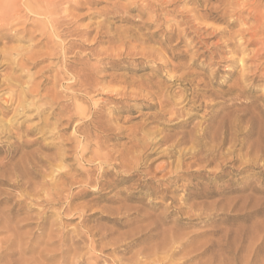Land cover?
I'll use <instances>...</instances> for the list:
<instances>
[{"label": "rangeland", "instance_id": "374dc122", "mask_svg": "<svg viewBox=\"0 0 264 264\" xmlns=\"http://www.w3.org/2000/svg\"><path fill=\"white\" fill-rule=\"evenodd\" d=\"M15 1L0 0V245L14 238L20 239L22 247L20 251L19 247L2 245L0 264H21L22 256L27 260L38 259L41 264H59L61 258L57 250L62 245L71 247L72 240H78L77 231L108 230L107 242L126 238L136 226L146 225L147 222L139 217L162 214L168 207L165 212L170 217L167 228H176L184 244L175 250L172 259L162 264H264V51L259 52L260 33L250 46L239 42V31L244 20H249V14H252V21L247 20V27L252 25V31L257 27L254 16H264V0H240L241 6H234L239 11L230 10L228 0H151L153 7L144 16L142 9L148 4L144 0H76L77 4L71 2L69 7L61 4V0L54 3L48 0L54 5L59 1L55 10L53 4L48 5L51 8L47 10L53 12V16L48 14V17L35 11L36 4L32 0L30 5H26L28 0ZM113 13L118 14L114 16ZM151 16L157 19L156 25L151 23ZM146 21L152 26H145ZM102 22L106 23L105 29L96 38V28ZM85 30L91 34L82 38ZM126 30L153 38L152 48H157V42L165 35H176L165 49L171 54L170 48H174V54L179 56L174 64L182 67L180 71H170L167 77L187 75L188 80L194 81L191 86L182 87L190 104L198 106L201 102L197 96L202 101V95L207 92V104L218 103L215 110L227 116V129L234 130L229 135H206L209 139L206 146L202 145L204 151L223 138V145L218 147L212 162L198 161L199 155L192 157L186 152L183 168L177 169L179 156L169 159L166 154L171 142L157 146L153 150L155 155L139 172L129 174L122 168L114 169L106 161L91 163L94 145L86 150L78 148V142L83 140L82 130L78 132L76 127L84 117L80 110L98 112L104 121L112 120L115 130L94 129L96 135L93 136L101 139L104 149L118 152L127 142V131L143 122V116L158 112V109L143 107L151 100H135L130 95L106 92L86 94L72 84L74 70L80 63L103 67L117 60L105 55L94 56L93 51L105 53L120 48L118 44H111L108 37ZM261 31L262 37L264 29ZM152 33L155 36H150ZM185 34L187 38L181 43L179 35L185 37ZM248 39L249 36L246 40L251 42ZM70 46L74 52L68 50ZM126 54L119 58L122 59L118 61L119 67L99 74V77L106 75L102 80L106 87H127V84L110 85V76L132 81L155 73L147 58ZM174 80H166V86L173 87L172 97L180 95L176 85L181 82L174 83ZM130 90L148 92L141 87ZM205 105L200 110H192L189 105L185 112L192 116L185 115L173 123L168 122L167 116L160 128L175 139L182 137L176 134L189 132L203 120L207 111ZM216 117V113L211 119L208 116L206 124ZM129 118L132 121L126 122ZM176 123L186 127L177 128ZM90 128V125L83 127ZM185 136L188 139L196 137ZM215 137L218 139L212 141ZM192 148L188 145L187 150ZM117 155L115 153L114 157ZM174 161L173 167L168 165ZM190 164L194 165L189 169ZM147 171L150 175L144 174ZM87 172L94 181H99L96 189L94 185L83 183L86 176L81 173ZM61 174L74 178H60ZM54 182L72 184L67 186V195H79L72 205L86 210L83 217L76 215L70 219V215L59 214L66 203L55 208L36 199L45 197L43 188ZM166 184H171L174 192H167ZM165 195L169 198L164 199ZM127 197L142 198L141 202L128 203L142 210L137 214L139 217L133 216L131 222L120 228L107 218L120 222L123 216L118 217L114 211L123 207L122 200ZM172 197L181 202H173ZM150 202L162 205L148 208ZM179 208L185 215L177 214ZM8 222L11 231H15L13 235L7 229ZM121 222L127 223L126 220ZM90 240L98 243L99 236ZM131 240L108 247L111 251L103 252L102 247L91 249L94 258L85 264H130V259L139 251L153 246L145 241L129 250L133 245ZM88 243L77 247L84 246L81 252L86 253L90 249ZM73 252L67 257L73 256ZM51 256L56 258L52 260ZM146 256L140 257L143 264L151 262Z\"/></svg>", "mask_w": 264, "mask_h": 264}, {"label": "bare ground", "instance_id": "6f19581e", "mask_svg": "<svg viewBox=\"0 0 264 264\" xmlns=\"http://www.w3.org/2000/svg\"><path fill=\"white\" fill-rule=\"evenodd\" d=\"M13 1H15V0H13ZM54 1H56V0H53V3H54ZM61 1H62V3L60 2L61 4L65 5V3H66V4H68L67 5L68 7L71 6V2L76 3L75 2L76 0H61ZM85 1H90V0H85ZM144 1H146V3H148V4L146 5V7L144 6L145 8L143 7V9H142V15L143 16L146 15L149 11H151V9L153 7L151 0H150V2H147L148 0H144ZM171 1H173V0H171ZM189 1H192V0H189ZM226 1L227 0H221V2H226ZM30 2H31V0H28L26 5H28ZM32 2H34L36 4V7H35L36 9L34 7L33 8L35 9V11L37 13L47 15V17H48V14L53 16V12L50 10H47V9L51 8V7L49 8V6L51 4H53V3H51L52 1L49 2L48 0H32ZM228 2L230 4V10L234 9V11H236V10H238V8L237 7L235 8L234 6H239V7L241 6L240 0H236V1L228 0ZM58 3H59V1H57L56 5H58ZM173 3H175V2H173ZM4 4H1V5H4ZM12 5H14V4H12ZM56 5H54V10H55ZM256 6H258V5L256 4ZM18 7H20V6L18 5ZM16 8H17V6H16ZM250 9H252V6ZM257 9H258V7H257ZM18 10L21 12L20 9H18ZM253 10H255V9H253ZM250 12H253V11H250ZM255 12H257V11H255ZM117 14L118 13H113L114 16H116ZM208 14H209V12H208ZM55 15L56 14H54V16ZM256 16H254V17L256 18V21H257V27H253L254 31H252V25H251V27L250 26L247 27L248 21L252 19V14H249V17H248L249 20L247 19L248 21L246 19L244 20L243 28L239 31V35H240L239 36V38H240L239 42L240 43L244 42L248 46H250L253 43L252 40L254 38H256V36L258 37V35L260 33V35H259L260 38L257 40H259L258 42H259V45L261 46L259 49V52H262V50L264 51V32H263V36L261 37V35H262L261 30L264 29V16H261V15H256ZM26 17H27V15H26ZM51 17H49V18H51ZM24 18H25V16H24ZM199 19L201 20V17ZM52 20H50V21H52ZM150 20H151V23H153L154 25L157 24V19H155L153 16L150 17ZM71 23H73V22L71 21ZM105 24H106L105 22H102L96 28V31H97L96 32V38L98 36L100 37L101 32L104 31ZM144 25L145 26H152L151 24L148 25L147 21H146V23H144ZM85 27H89V26H85ZM183 31L185 32V30H183ZM183 31H180V32H183ZM78 32H80V31H78ZM104 33H107V35H110L108 32H104ZM71 34H72V31H71ZM90 34H91L90 31L86 32V30H85L84 33L82 32L81 37L87 38V36H89ZM150 36L153 37V36H155V34L152 33ZM175 36L176 35H174L172 33L165 35L163 38H161L157 42L159 46L157 48H152L150 45L152 42H154L153 38H144V36H142L141 34H139L135 30H126L122 34H118L116 36L111 35L108 37L109 38L108 41L111 44L112 43L118 44L120 46V48L109 50V51H106L105 53H103L104 51L100 52L96 49L97 51H93V55L94 56L105 55L108 58L114 57L117 60H114L113 62L105 63L104 66L101 65L103 67H100V66L93 67V66H90L87 62H82L76 68V70H74L75 74L71 78L73 80L72 84L74 86L78 87L80 92H83L86 94H89L90 92H106L108 94H117V95H122V96H129L130 95L131 99L134 98L135 100L136 99L151 100V102H147L145 105H143V107H145L146 109H148V110L158 109V112L151 114V116H143L142 117L143 122L133 126L132 128H130L127 131V142L125 145H123V150H121L119 152L118 151H108L107 149H104L103 143H102V141H100L101 139L94 138V136H93V135H96L94 133V129L103 128L102 130H113V129L115 130L116 129L115 126H113L111 124L112 120L104 121L103 116L98 112L90 111V113H87L84 110H80L81 115L84 117L82 119H80L81 121L76 127H78V132L82 130L81 135H83V140L80 139L81 141L78 142L79 143L78 148L82 147L83 149L86 150L91 145H94L96 147V149L93 153L92 159L90 161L91 163L94 161L95 162L106 161L109 164L111 163V165L114 169H117L119 167V168L124 169V171H128L129 174H132L134 172H139V170L142 168V165L146 164L147 160L151 156L155 155V151H153V150L157 146H163V145L165 146L171 142H172V144H170V146L167 147L166 154H167V157L169 159H173L177 155L179 156L178 161H177V165H176L177 169L183 168L184 158L188 154L186 152H190L192 157H196L197 155H199L200 158L198 159V161H201V162L208 161V163L212 162V160H213L212 158H214V156H215L214 154L218 150V147L219 146L221 147V145H223V138H221V139L219 138L220 143H216V145L214 144L211 148L207 149V151H204L202 149V145L206 146L208 144L206 142V140L209 139V138H207L209 136H206V135H227V134L229 135V133L233 129L230 130V127H228L229 129H227V124H229L227 116H225V115L221 116L220 115L221 113H219L220 111L218 112V110H215L216 107L219 106L218 103L207 104V102H206L207 92H205V94L202 95V101L199 100V96H197L198 101L201 102L198 106L195 107L194 105L190 104V101L188 100V95L186 94V90H184L182 87H185L187 85L191 86L192 82H194V81L188 80L187 75L183 74L181 76H179V75L177 76L176 74H173L174 76L167 77V74L170 73V71H180L181 67H182L181 64L179 66H175L176 64H174V61L179 59V56L177 57V55L174 54V48L173 47L170 48L172 50L171 54L169 52H167V50L165 49V45L170 44L173 41ZM247 36L250 37V39H248V40H250L251 42H248L246 40ZM186 38H187L186 34H185V37H182L179 35V40L181 43L184 42L186 40ZM254 42H256V39ZM132 43H136V45L133 46ZM68 50L69 51L73 50V46H70V48H68ZM53 52H54V50H53ZM73 52H74V50H73ZM125 52L127 53L126 55H129V56L134 55V56H139V57L141 56V58L142 57L147 58L153 64V68L155 70V73L154 74H147L146 76H142L140 79L137 78V79H133L132 81H129L128 79L123 78V77L110 76L109 77L110 83H111L110 85H112V84H127V87L118 88V89H111L109 87H106V85H104V83H102V80L107 78L106 75L99 77V74H101L103 72H107L109 70H112L117 66L119 67L118 61L122 60V59L119 60V58H121ZM169 55H171V57ZM257 56H259V54ZM20 66H21V64H20ZM163 72H165V75L163 74ZM175 78H177L178 80L177 79L174 80ZM166 80H169V81L174 80V83L181 82L180 84L176 85L177 89L180 92V95L172 97L171 93H172L173 87L172 88L167 87L166 86ZM182 83H184V85H181ZM199 84H200V82H199ZM134 87L144 88L145 90H148V92H147V94H144L142 92L137 93V92H134L133 90H130L131 88H134ZM176 97H178L177 100H176ZM204 103L206 104L205 107L207 108V111H205L204 116L202 117L203 120H201V122H199L198 124L194 125V127L189 132H181L180 134H176V135H183L182 137H178L177 139H175L173 136H169L167 134H164V131L162 128H160V126L162 125L161 121L164 120L167 116H169V118L167 119L169 123L176 122L177 120L184 117L185 115H188L189 117H191L192 114L185 112L186 108L190 105V106H192V110H195V109L200 110V109H202ZM209 109H211V111H209ZM73 113H75V112H73ZM214 113H216V116H217L216 119L214 121H212L210 124H206V122L208 120L207 119L208 116H210L209 119H211L212 114H214ZM193 117L198 118L199 116L193 115ZM72 120H74V118H70V121H72ZM63 121L61 120L60 122H63ZM129 121H132V120L130 118L126 120V122H129ZM148 121H151V122L148 123ZM176 124L177 125L175 127H177V128H185L186 127L185 124H178V123H176ZM86 125H90L92 128L83 129V127ZM228 126H230V125H228ZM75 131H76V129H75ZM234 134L231 133L230 135H234ZM249 134H250V131L246 135H249ZM185 135H189V136L195 135L196 137H191L190 139H188ZM197 135H199V137ZM217 139L215 137V139H212V141L217 140ZM204 141L206 143H204ZM188 145H192V147H193L189 151L187 150ZM194 145H195V147H194ZM114 152L118 154L117 157H114V154H115ZM118 159L119 160L121 159V161L119 162ZM174 163H175V161L170 162L168 165L173 167ZM193 165L190 164L189 169L192 168ZM172 173H173V171L169 172L168 174L171 175ZM81 174L86 176V180L83 181L84 184L94 185V187H95L94 189H96L99 186V181L98 180L94 181L91 178V173L87 172L86 174H84V173H81ZM144 174L150 175L149 171H147ZM68 176H69V174L68 175L67 174H61L59 177L60 178H67ZM71 177H73V176H71ZM58 182L50 183L46 186L44 185L45 188H43V194H45V197L38 196V198L36 197V199H38L39 202H41V203L47 202L50 205H53V207H55V208H56V206H59L63 203H66L67 206L63 207L61 209L62 212H59V214L70 215L71 216L70 219L74 218L76 215H80L81 217H83V215L86 213V210L80 209V207L76 208L72 205L77 199L80 198L79 195H72V196L70 194L67 195V186H69L70 183H68V182L67 183H61V182L58 183ZM78 183L81 184V182H78ZM72 184H75V183L72 181ZM34 188H36V187H34ZM164 189L167 192H169V191L174 192L173 186L171 184H166L164 186ZM38 195H39V193H38ZM33 198L35 200V196ZM167 198H169V197L167 195H165L164 199H167ZM172 200L175 203L181 202V200H178L174 197H172ZM122 201H124L123 207L114 211V214L117 215L118 217L123 216L122 218L119 219L120 222L118 221V219H108L107 218L108 221L117 224V226H119L120 228L125 227L126 224L131 222V219L134 218L133 216L139 217L137 214L140 212V210H142L139 207H133V206H130L128 204L129 202H141L142 198L127 197V198H125V200H122ZM160 203L161 202H156V203L150 202L147 207L156 209L162 205ZM168 209H169V207L165 210V212H167ZM165 212L162 214H159V215L147 214V216L144 218L139 217L141 219V221L147 222L146 225H144V226L142 225V226H138V227L136 226L135 228L130 230V232L127 234L126 238H122V239L121 238H115L112 241L110 240L108 242H107V239L109 238V235L107 234L108 230H106L104 232L103 231H95L92 228H90V229L88 228V230H79V231H77L78 240H72L73 243H72L71 247H67V246L62 245L57 250V251H59L60 258H61V261H59V264H74V263L77 264L78 262H79L78 264H85L86 261L92 260L94 258L91 249H97L98 247H102L103 252L105 250L109 251L110 248H108V247H115L119 243H124L127 239H132L131 241L133 243V245L129 248V250L136 247L137 245H139L141 243H145V241L149 242V243H153V246L148 247L147 250L139 251L136 256L131 258L130 261L131 260L132 261L130 262V264H143L142 258H140V257H142L143 254H146L147 259L148 260L150 259V261H151L150 263L147 262L145 264H158L160 262L162 264L163 262L169 261L175 255V253H176L175 250L178 248H181L183 246L184 243L181 241L184 238H183V236H181L178 233V230H176V228H167L168 220H170V217L166 216ZM95 213H97V212H94L93 214H95ZM177 214L185 215L182 208L178 209ZM122 220H126L127 223L121 222ZM2 221H4V220H2ZM8 225H9V222L7 224V227H8ZM7 229H8V231H10L11 234L15 232V231L14 232L11 231V229L9 227ZM14 235H16V233ZM17 235H19V234H17ZM98 236H99V240H98L99 242L98 243H97V241L91 242V240H90L91 238L98 237ZM18 241L14 238L13 239L9 238V240L5 244H2V245H6V246L9 245V247H19L18 250L21 251L22 246H19ZM88 241H89L88 247H90V249L86 253L81 252L82 250H84V246ZM81 244L84 246L77 247L78 245H81ZM2 245H0V250L3 247ZM175 246H177V247H175ZM72 247H75V248H72ZM5 249H7V248H5ZM72 252L74 253L73 256L67 257V255L72 253ZM2 253H0L1 256H2ZM55 258H56V256H51L50 259L53 260ZM27 259L28 258L25 259L24 256H22L20 259L21 260L20 263L21 264H41V262H39L38 259H33V258L30 260H27ZM41 260H42V258H41ZM45 264H48V262H45Z\"/></svg>", "mask_w": 264, "mask_h": 264}]
</instances>
